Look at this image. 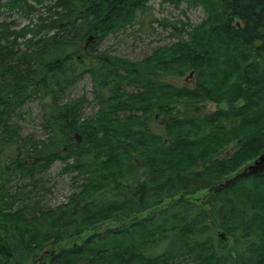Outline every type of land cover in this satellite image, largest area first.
I'll use <instances>...</instances> for the list:
<instances>
[{
    "label": "trees",
    "instance_id": "trees-1",
    "mask_svg": "<svg viewBox=\"0 0 264 264\" xmlns=\"http://www.w3.org/2000/svg\"><path fill=\"white\" fill-rule=\"evenodd\" d=\"M1 1L30 15L45 0ZM149 1L55 0L37 23L0 24V181L33 179L55 161L80 180L53 209L0 184V264H264V172L210 190L264 151V0H162L200 6L206 18L182 24L188 40L140 63L80 49L91 33L100 40L128 26ZM191 71L190 93L161 80ZM84 74L98 109L82 119L85 98L61 97ZM190 97L225 107L189 113ZM31 98L44 142L19 141L9 124Z\"/></svg>",
    "mask_w": 264,
    "mask_h": 264
},
{
    "label": "rangeland",
    "instance_id": "rangeland-1",
    "mask_svg": "<svg viewBox=\"0 0 264 264\" xmlns=\"http://www.w3.org/2000/svg\"><path fill=\"white\" fill-rule=\"evenodd\" d=\"M54 1L45 0L42 6H35V11L30 15H26L20 10L8 11L6 8H1L0 24L7 26L9 31H17L28 24L37 23L38 18H45L48 15L45 7ZM205 18L206 13L200 6H189L184 2L175 5L162 0H150L147 3V9L143 12H135L133 21L125 28L107 34L101 37L100 40H97V37H99L97 33H91L81 41L79 46L83 51L94 47L97 52L140 63L145 61L155 50L169 46L181 38H187L188 40V35L186 36L180 30L182 24H187L188 31L190 27L200 24ZM24 41L25 39L23 38L18 39L21 48H24ZM187 76L188 72L180 76L168 73L161 77V80L178 88L184 87L188 93V90L193 87L189 86L192 82H187ZM124 91L134 92L135 89L125 88ZM183 92L186 91L183 90ZM82 96L86 100V103L81 108L82 119L92 117L97 112L98 106L95 101L92 80L88 74L82 75L64 91L61 103L74 101ZM191 100L194 99L190 97L189 103H187V111L189 113L197 110V112L204 114L219 107H225L224 104L216 105L208 101L191 102ZM183 111L181 110V112ZM42 113L43 109L38 98L29 99L17 110V114L13 115L9 124L15 126L19 141L28 139L46 141L49 133L45 130ZM161 118L163 119V116H158L154 120L152 130L156 134L163 136L164 122L161 121ZM233 145L234 143H231L224 153L229 155L232 152ZM28 148L30 149V146L25 147V150H28ZM8 151L9 148L6 149V152ZM221 157H223V154H219V158ZM64 165L61 161H55L47 170L34 175L33 179L23 178L21 175L4 176L5 180L3 182L0 181V184L8 192L19 190L22 193L19 198H24L25 203H28V205L35 204L43 209H53L67 203V197L79 191L80 180L79 178L74 179L76 172H62ZM202 194L203 191H199L192 195L191 198L202 196ZM18 206L19 204L17 203L13 207L16 208Z\"/></svg>",
    "mask_w": 264,
    "mask_h": 264
},
{
    "label": "water",
    "instance_id": "water-1",
    "mask_svg": "<svg viewBox=\"0 0 264 264\" xmlns=\"http://www.w3.org/2000/svg\"><path fill=\"white\" fill-rule=\"evenodd\" d=\"M192 75L193 72H190L187 77H190ZM75 137L78 138L76 135ZM262 172H264V151L259 154L252 163L245 166L241 171L235 173L233 176L224 180L219 185L211 187L210 190L219 191L229 185H232L237 180L248 178L252 175L260 174ZM219 237L222 239L224 238L222 234H219Z\"/></svg>",
    "mask_w": 264,
    "mask_h": 264
},
{
    "label": "flooded vegetation",
    "instance_id": "flooded-vegetation-1",
    "mask_svg": "<svg viewBox=\"0 0 264 264\" xmlns=\"http://www.w3.org/2000/svg\"><path fill=\"white\" fill-rule=\"evenodd\" d=\"M234 25L238 28V27H239V22H238V21H235ZM191 79H192L191 76L188 77L187 82H191ZM189 86H190V87H193V84H191V85H189Z\"/></svg>",
    "mask_w": 264,
    "mask_h": 264
}]
</instances>
